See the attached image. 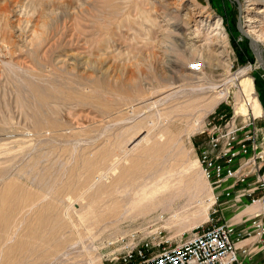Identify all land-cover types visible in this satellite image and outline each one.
I'll list each match as a JSON object with an SVG mask.
<instances>
[{
  "label": "rangeland",
  "instance_id": "1",
  "mask_svg": "<svg viewBox=\"0 0 264 264\" xmlns=\"http://www.w3.org/2000/svg\"><path fill=\"white\" fill-rule=\"evenodd\" d=\"M257 53L264 0H0V264H107L120 236L206 222L199 133L247 112V77L264 116ZM153 163L173 167L155 183L174 194L137 206ZM192 172L204 191L185 187ZM228 205L212 217L246 218Z\"/></svg>",
  "mask_w": 264,
  "mask_h": 264
},
{
  "label": "built area",
  "instance_id": "2",
  "mask_svg": "<svg viewBox=\"0 0 264 264\" xmlns=\"http://www.w3.org/2000/svg\"><path fill=\"white\" fill-rule=\"evenodd\" d=\"M242 104L247 112L211 113L199 133L198 160L213 193L209 219L175 241L120 236L107 264H264V116L251 99ZM226 204L259 209L239 223L212 217Z\"/></svg>",
  "mask_w": 264,
  "mask_h": 264
},
{
  "label": "bare ground",
  "instance_id": "3",
  "mask_svg": "<svg viewBox=\"0 0 264 264\" xmlns=\"http://www.w3.org/2000/svg\"><path fill=\"white\" fill-rule=\"evenodd\" d=\"M219 41H221V40H219ZM259 52V51H258ZM244 72V71H243ZM253 79H251V78H246V79H244V80H242V81H240L241 83V85L242 86H244V92H248V94H249V96H251V97H249V98H251V99H253L254 100V102H255V106H256V112H257V115H261L262 113H263V109H262V107H261V105H260V103H259V100L257 99V97L255 96V92H254V87H253V81H252ZM211 88V87H210ZM213 89V88H212ZM229 93V92H228ZM222 94V93H221ZM247 94V93H246ZM248 96V95H247ZM227 97V93L226 94H222V95H220V96H218V97H216V98H214L213 100H212V102H213V104H214V107H216L221 101H223L225 98ZM253 102V101H252ZM246 108V107H245ZM247 109V108H246ZM44 110V109H43ZM50 110V109H49ZM247 111V110H246ZM253 111H254V108H253ZM255 113V112H254ZM47 122V121H46ZM48 124V122L46 123V125ZM45 125V122L43 121V120H39L38 121V123H37V127H39V129H41L42 127H45L46 126ZM171 168V167H170ZM169 168V166L167 165V164H161L160 165V163L158 164H156V163H153L152 165H150V166H148V167H146V168H143L142 169V171L144 172V174H146L145 176L146 177H144L143 176V180H146L147 178H152V186H150V184L146 181V182H144L143 180V182L140 184L141 186H142V190H141V194H140V197L138 198V200H137V206H146L147 205V202H145L146 200H149V201H151V202H153L154 204L155 203H158V202H160L161 200H167L166 199V196L168 195V194H174V191L173 190H169L170 189V183H168V182H166L165 180H163L161 183L160 182H157V183H155V180H157L159 177H161V175H163V173L165 172V170H167V172H169V170H171ZM173 170V169H172ZM171 170V171H172ZM142 173V172H141ZM193 174H191V178L192 179H194L193 180V182H191L192 183V185L190 184V182L188 183V184H190V185H188L187 183H185L186 184V188L187 187H189V188H191L190 186H194V189H195V193H200V192H202V190H203V186H204V181H203V179H201V178H198V176H197V174L196 173H194V172H192ZM142 175H143V173H142ZM148 175V176H147ZM140 176H141V174H140ZM154 178H153V177ZM139 179H140V177H138ZM137 178V179H138ZM145 178V179H144ZM191 179V180H192ZM136 180V179H135ZM141 182V181H140ZM139 185V186H140ZM179 185H181V184H179ZM206 185V184H205ZM171 189H172V187H171ZM180 189H183V187H180ZM161 191V192H160ZM182 191L183 190H181L180 191V193L178 194V196L179 195H181L182 194ZM204 191V190H203ZM183 194H185V192H183ZM178 196H176V197H178ZM6 198V197H5ZM212 199H213V194H212ZM125 200H127V198L125 199ZM129 200V199H128ZM171 200V199H170ZM173 200V199H172ZM160 203H162V202H160ZM152 204V203H151ZM136 206V207H137ZM151 206V205H150ZM152 206H154V205H152ZM155 208V207H154ZM240 208H242V211H243V213H244V215L246 216V217H248V216H250L251 214H253L255 211H257L258 209H259V205L258 204H254V205H250L249 207H247V206H244V207H240ZM145 209H146V207H145ZM148 209V208H147ZM146 209V210H147ZM115 215H116V213H115ZM7 216V215H6Z\"/></svg>",
  "mask_w": 264,
  "mask_h": 264
},
{
  "label": "water",
  "instance_id": "4",
  "mask_svg": "<svg viewBox=\"0 0 264 264\" xmlns=\"http://www.w3.org/2000/svg\"><path fill=\"white\" fill-rule=\"evenodd\" d=\"M258 57H259V60L261 61V63H263L264 65V58L261 56L260 53H257Z\"/></svg>",
  "mask_w": 264,
  "mask_h": 264
},
{
  "label": "crops",
  "instance_id": "5",
  "mask_svg": "<svg viewBox=\"0 0 264 264\" xmlns=\"http://www.w3.org/2000/svg\"><path fill=\"white\" fill-rule=\"evenodd\" d=\"M237 211V210H236ZM241 216V215H240ZM240 218V217H239Z\"/></svg>",
  "mask_w": 264,
  "mask_h": 264
}]
</instances>
